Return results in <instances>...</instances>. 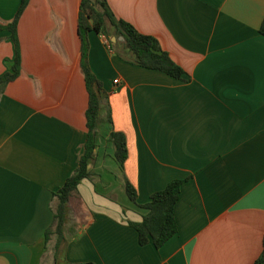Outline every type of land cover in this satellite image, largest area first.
Segmentation results:
<instances>
[{"label":"crops","instance_id":"0c3cea01","mask_svg":"<svg viewBox=\"0 0 264 264\" xmlns=\"http://www.w3.org/2000/svg\"><path fill=\"white\" fill-rule=\"evenodd\" d=\"M105 1L158 41L183 80L118 57L123 39L109 26L108 37L87 34L86 62L104 96L89 177L67 205L53 259L43 241L52 194L77 167L87 133L80 0L29 1L17 24L20 73L0 95V264H254L264 236V0ZM19 3L0 0V22ZM13 57L0 31V76ZM111 132L125 136L123 169ZM174 180H185L177 233L158 249L140 246L128 223L146 211L125 182L142 206Z\"/></svg>","mask_w":264,"mask_h":264},{"label":"trees","instance_id":"16d2710c","mask_svg":"<svg viewBox=\"0 0 264 264\" xmlns=\"http://www.w3.org/2000/svg\"><path fill=\"white\" fill-rule=\"evenodd\" d=\"M29 1L20 0L13 18L9 22H0V31H7L9 33V38L14 47V57L9 70L0 76V95L4 92L5 87L14 81L20 73L21 60L17 38V24ZM107 26L111 28V34L115 38L121 37L123 39V42L117 41L113 47L118 57L138 67L159 71L176 80H183L184 72L162 50L155 38L143 35L130 23L116 19L105 0H80L77 27L80 41V69L88 96L85 110L87 133L83 153L77 167L65 180L62 187L52 194L53 204L50 206L52 222L43 232V241L45 248L48 245L47 255L53 256V259H56L59 247L64 240L67 205L76 193L80 181L89 177L88 165L93 159L98 117L104 96L99 82L96 81L86 62L88 51L87 34L93 31L104 37H108L110 32ZM258 33L264 38V18L260 24ZM109 48H112L110 44ZM109 142L113 146V158L115 162L120 169H123L127 156L124 134L111 132L109 134ZM184 181L174 180L169 182L162 190L152 194L149 201L142 206H138L136 203V192L133 186L128 181L125 182L124 189L129 201L146 211L141 216L139 222L128 223L136 231L137 241L140 246L151 243L158 249L177 233L174 206L178 201L180 186ZM254 264H264V236L262 238L261 252Z\"/></svg>","mask_w":264,"mask_h":264},{"label":"water","instance_id":"95a60500","mask_svg":"<svg viewBox=\"0 0 264 264\" xmlns=\"http://www.w3.org/2000/svg\"><path fill=\"white\" fill-rule=\"evenodd\" d=\"M120 39H122V38L120 37ZM113 42H114V38H113Z\"/></svg>","mask_w":264,"mask_h":264},{"label":"built area","instance_id":"2783aa9c","mask_svg":"<svg viewBox=\"0 0 264 264\" xmlns=\"http://www.w3.org/2000/svg\"><path fill=\"white\" fill-rule=\"evenodd\" d=\"M108 45V44H107Z\"/></svg>","mask_w":264,"mask_h":264}]
</instances>
